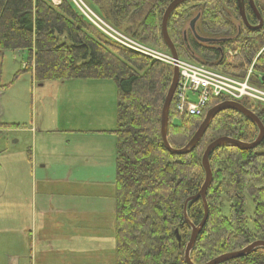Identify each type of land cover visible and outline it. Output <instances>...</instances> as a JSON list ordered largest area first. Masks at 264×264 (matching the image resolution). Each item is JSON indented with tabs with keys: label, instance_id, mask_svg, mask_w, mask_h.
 <instances>
[{
	"label": "trees",
	"instance_id": "1",
	"mask_svg": "<svg viewBox=\"0 0 264 264\" xmlns=\"http://www.w3.org/2000/svg\"><path fill=\"white\" fill-rule=\"evenodd\" d=\"M90 1L99 5L103 0ZM171 1L110 0V5L97 13L137 42L169 53L162 39L161 24ZM255 1L263 21L257 31L244 25L239 0L194 1L181 5L168 23L179 57L236 77H242L239 72L255 62V75L258 80L264 77V52L258 57L259 43L264 44V2ZM244 4L248 23L258 25L249 0ZM150 5L142 22L135 26L137 30H133L130 25H136V18ZM193 16H200L195 26L197 35L219 42L198 41L191 29L187 30ZM7 51L25 53L28 61L24 70L32 72L41 84L68 80L116 83L115 264H186L184 251L192 230L185 219V203L204 184L201 161L205 149L220 137L251 143L259 134L257 126L237 111H224L216 116L191 154L172 155L162 140L161 116L173 67L112 41L71 0H61L59 5L52 0H0V53ZM223 101V98L213 99L203 117L186 119L176 114L173 100L168 127L170 145L183 148L207 111ZM244 105L264 125V106ZM175 118L179 119L177 123ZM210 165L213 181L207 193L209 216L191 253L194 264H205L255 241H264V140L254 150L216 149L210 156ZM247 196L254 204L251 228L246 213ZM224 199L229 203V216L222 214ZM187 214L190 222L198 226L205 215L202 199L190 202ZM225 264H264V249Z\"/></svg>",
	"mask_w": 264,
	"mask_h": 264
},
{
	"label": "rangeland",
	"instance_id": "2",
	"mask_svg": "<svg viewBox=\"0 0 264 264\" xmlns=\"http://www.w3.org/2000/svg\"><path fill=\"white\" fill-rule=\"evenodd\" d=\"M81 1L89 9L84 11L87 15L99 17L97 12L110 5V0L100 1L99 5L90 0ZM52 2L57 5L61 0ZM150 8L151 5L136 18V25H130L133 30H137ZM187 30L190 31V25ZM144 46L171 56L156 47ZM263 52L264 44L259 43L258 56ZM27 61V55L22 52L0 53V264H115L117 85L113 80L41 84L32 72L24 70ZM250 70L253 83L257 80L254 68L239 72L240 78L245 79ZM191 100L196 101V97L192 96ZM178 118L174 122L177 123ZM5 124L19 127L3 128L1 125ZM33 127L38 130V145L43 146L49 162L47 171L39 175L53 179L48 185L38 187L36 195L71 196L72 190L64 189L58 181L63 182L69 170L61 162V153L77 155L80 169L72 170L74 176L69 187H75L74 199L81 205L80 211L86 213H74V217L70 212L59 214L56 208L50 213L48 207L47 219L42 220L35 231L25 215V198H35V179L29 164L33 144L28 133ZM40 130L47 133H40ZM41 208L46 210L43 205ZM246 213L251 228L254 204L249 196L246 197ZM222 214L229 216L226 199ZM65 218L72 222L79 220L73 224V240L69 239L68 224L63 222ZM77 229L81 230L80 234L76 233ZM46 239L51 243L44 242Z\"/></svg>",
	"mask_w": 264,
	"mask_h": 264
},
{
	"label": "water",
	"instance_id": "3",
	"mask_svg": "<svg viewBox=\"0 0 264 264\" xmlns=\"http://www.w3.org/2000/svg\"><path fill=\"white\" fill-rule=\"evenodd\" d=\"M203 2V1H211V0H173L171 3L167 6L164 15L162 17V24H161V35L162 39L167 46L169 53L171 54L172 58L175 61H178L179 55L177 52V49L169 35V30H168V23L170 16L183 4L187 2ZM250 6L252 10L254 11V14L256 15L259 25L257 26H250V24L247 21L246 17V12H245V5H244V0H239V11L240 15L242 18V21L244 25L252 30V31H257L261 28L263 21L262 18L257 11L255 5H254V0H250ZM200 16H197L190 22V29L195 35L196 39L200 41L203 44H211V43H217L219 41L214 40V39H207V38H202L199 37L196 33V23L199 20ZM186 35V34H185ZM179 79H180V74L179 70L177 67L173 68V77H172V82L169 87L167 96L165 98V102L163 105L162 109V116H161V135H162V140L164 143L165 148L172 154V155H178V156H183V155H189L191 154L200 144L204 136L206 135L209 127L211 126L212 122L216 118V116L224 111L227 110H233L237 111L240 114H242L245 118L249 119L252 121L258 128L259 134L257 138L251 142V143H245L242 141H238L236 139L230 138V137H220L216 140H214L212 143H210L207 148L204 151L203 157H202V167L205 171V181L204 184L200 190V192L193 196L190 197L186 203H185V210H184V215L186 222L188 225L191 227V236L190 240L185 248L184 251V259L186 264H194L191 260V253L193 249L195 248L197 239L200 235V233L203 231L205 228L207 221H208V216H209V209H208V203H207V193L208 190L212 184L213 181V173L210 165V156L211 154L219 148H224V147H231V148H237L240 150H254L256 149L264 140V125L260 121L259 117L250 109L245 107L242 103L236 102V101H224L214 107H212L205 115L203 121L201 122L200 126L198 127L197 131L193 135V137L190 139V141L181 149H175L173 148L169 141H168V127H169V115H170V109H171V104L173 102L178 84H179ZM262 82H264V78L262 79ZM202 199L203 205H204V210H205V215L203 221L198 225H194L190 222L187 214V207L188 204L192 201ZM176 236L178 242H181V236L179 235V231H176ZM263 248L264 249V241H255L245 247L244 249L232 253H227L224 255H221L219 257H216L212 259L211 261L205 263V264H225L229 261L243 258L253 251Z\"/></svg>",
	"mask_w": 264,
	"mask_h": 264
},
{
	"label": "built area",
	"instance_id": "4",
	"mask_svg": "<svg viewBox=\"0 0 264 264\" xmlns=\"http://www.w3.org/2000/svg\"><path fill=\"white\" fill-rule=\"evenodd\" d=\"M72 2L92 25L112 41L155 61L178 68L180 79L174 96L175 112L178 116L186 119L201 118L210 102L218 98L264 106V86L260 82L261 77L251 82L252 70L244 79L213 70L205 65L193 64L182 59L175 61L172 56L147 48L123 34L96 14L87 15L84 11L89 9L81 0ZM250 68L253 69L254 64ZM192 96L196 97V101L191 100Z\"/></svg>",
	"mask_w": 264,
	"mask_h": 264
},
{
	"label": "crops",
	"instance_id": "5",
	"mask_svg": "<svg viewBox=\"0 0 264 264\" xmlns=\"http://www.w3.org/2000/svg\"><path fill=\"white\" fill-rule=\"evenodd\" d=\"M12 125H17V124H12ZM41 131V130H40ZM46 131H41L40 133H45ZM50 132H54V131H50ZM49 132V133H50ZM31 135V141L33 144V149L31 150L32 152L29 151V164L33 173V178L35 179V195H33L35 198L33 199H26V209H25V215L28 216L27 220H29L30 226H33V231H35V229L38 227V225H40L42 220H46L47 216L49 214V212L47 211L48 207L51 208V212H53V210L55 209V211L59 214H66L68 212L72 213V215L74 216V213H80V214H86L85 211L84 213L82 211H80V204L77 202V199H74L75 194H77L74 190V188L69 187L70 184V180L72 179V176H74V172H72V170H79L80 169V161L77 162L78 157L77 155L69 156L66 153H61L62 156V163L66 166V168H68V176L65 178H63V182H60V180L58 179L60 185L66 189V190H72V194L71 196H69L68 194H64L62 196H59L58 194L53 195L51 194H44V193H40L41 196L36 195L37 194V190L39 189L38 187L40 186H44V185H48L49 183H51V181H53V179L47 177V176H42L40 177L39 172H43V171H47V169L49 168V162L46 161V156H45V152L43 150V146L38 145V130L33 127L31 129H29L28 132ZM47 133V132H46ZM43 139V138H42ZM41 139V143L42 140ZM84 159V163H85V158ZM81 160V158H80ZM58 162H60V159L58 160ZM80 163V164H79ZM41 164H44V166L40 167ZM76 180V179H75ZM78 182V181H77ZM54 183V182H53ZM56 184V183H55ZM54 202L57 203V205H54ZM44 203L47 205L45 206ZM42 205L46 208V210H43L41 207ZM23 208V207H20ZM75 217V216H74ZM66 221L64 222V225L68 224L67 227V232L68 234H70L69 239L73 240V237L75 236V229L73 224L74 223H79V220H76L74 222H72V220L65 218ZM81 230L77 229L76 233L80 234ZM89 238V237H86ZM86 238H80L79 240H85ZM47 241L44 242H48L49 244L51 243V240L46 239Z\"/></svg>",
	"mask_w": 264,
	"mask_h": 264
},
{
	"label": "flooded vegetation",
	"instance_id": "6",
	"mask_svg": "<svg viewBox=\"0 0 264 264\" xmlns=\"http://www.w3.org/2000/svg\"><path fill=\"white\" fill-rule=\"evenodd\" d=\"M245 1H246V0H244V3H245ZM249 3H250V0H249ZM244 5H245V4H244ZM254 5H255V7H256L255 1H254ZM256 9H257V8H256ZM252 11H253V10H252ZM253 12H254V11H253ZM258 25H259V24H258ZM256 26H257V25H256ZM261 54H262V53H261ZM261 54H260V55H261ZM260 55H259V56H260ZM259 56H258V57H259Z\"/></svg>",
	"mask_w": 264,
	"mask_h": 264
},
{
	"label": "bare ground",
	"instance_id": "7",
	"mask_svg": "<svg viewBox=\"0 0 264 264\" xmlns=\"http://www.w3.org/2000/svg\"><path fill=\"white\" fill-rule=\"evenodd\" d=\"M55 1H58V0H55Z\"/></svg>",
	"mask_w": 264,
	"mask_h": 264
}]
</instances>
